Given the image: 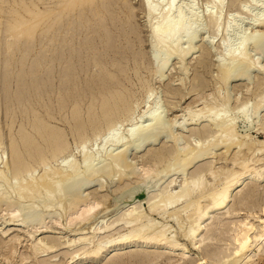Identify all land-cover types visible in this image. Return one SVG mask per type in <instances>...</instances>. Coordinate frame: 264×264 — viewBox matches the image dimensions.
Segmentation results:
<instances>
[{"label": "rangeland", "instance_id": "rangeland-1", "mask_svg": "<svg viewBox=\"0 0 264 264\" xmlns=\"http://www.w3.org/2000/svg\"><path fill=\"white\" fill-rule=\"evenodd\" d=\"M26 1L23 0L22 3L25 4ZM28 1H32V3L29 5H33L34 2V5H37L34 6L36 7L35 9H37V11L40 10L41 12L44 11V9H53V7L56 6L57 2V5L60 4V0ZM118 1L123 6L127 5V9L126 7L124 8V10L119 9L120 4L116 3L115 0H94V2H91L89 4V6L87 4V6L85 5V7H80L79 12L78 10L72 12L73 14L69 15L72 16L70 19V28L71 26H73L70 30H68L69 39L66 42L62 39L60 42L61 44H58L59 46L55 44V41H52L50 39V35L53 40L54 38H57V34L59 33L58 29L55 32H52L55 29H48L50 32L46 30L47 32L45 31V33L43 30L42 34L41 30H38L39 32L36 31L34 33L32 37L33 40L29 39L30 41H28L25 39L26 42H23L24 38H20L21 40L19 39L16 42L17 46H13L12 49H10V54L9 51L6 53L5 49L2 47H4L3 44H5V42H7L8 40V42H12V39H7L9 38L6 34L7 32L4 33L3 31L7 28L5 27L7 26L5 25V23L9 20V16L7 17V15L12 12L15 4H11V0H9V2L8 0H3V2L2 0L0 1L2 5H6L2 6L4 7V10H6V7L8 5L7 3H9L10 5H8V8L6 10L7 14L4 10H0V18H2V21L0 19V24L5 20V23L3 22V25H0V53L3 52L2 54H4L5 52L6 55H10H8L6 58L3 57L2 61V58H0V64H3V67H1L0 65V170H3L4 172L6 171L7 166L5 165V167L4 164H6L7 159L10 160V145H12V142L20 139L19 137L23 135L20 134V132L23 133V130L24 132L27 131V134H30L32 136V134L34 133V130L32 129L34 128L33 122L34 124H36L40 119L42 121V123L41 121L39 122L41 123V126L46 123L48 126L46 124L44 126L50 128L52 127L51 129L54 130L57 129V131L63 133V136L65 134L64 138L66 139L68 150L67 152L54 158L56 160L49 159L46 163L47 166H39L38 164L36 166L33 165L32 169L34 170L29 172V174L27 175V177L31 178H28V180H34L35 182H37L41 176H44V174L48 175V177L47 175L44 176L45 179H50L52 178L53 170L55 171V169L58 170L59 168L64 167V165H66L64 164L66 163L65 161L68 160L70 162V160L74 159L72 163L75 164V162L77 161L75 165L78 166H75L76 173L78 175H74L73 178L68 179L70 184H72L73 186L72 189H67V187L65 190L63 189L64 191L61 189L60 191L62 192V194L60 191L54 188V190L51 189L52 191L49 190L50 192L42 191L39 197L36 196V199L34 198V200H31L29 198L31 195H21L23 191L21 192V190H18L20 188H17L19 186V180L11 175L12 173L10 170L6 171V182L4 183V180H0V195H5L4 198L7 199L0 200V264H210L209 262L210 260H213L214 255L218 254L216 255L217 257H214L215 260V258H218L220 254L226 255L230 250H232L233 246L231 244V238L233 232H231V230L233 226L235 227V225H238V222L240 223L243 221L256 224V222H254V215L260 214V209L264 207V176L258 178L257 176L253 175V177L251 178L248 177L249 179L246 178L241 184L242 186L240 185V187H237L232 191V195L230 197L231 199L229 200V204L227 205V207L224 210H215L216 212H213L210 219H208L205 224H203V228L199 238H204V241L203 243H201V248L199 249L193 248L191 242L188 241V238H185L182 235L183 232L181 231H183L184 228H187L185 227L188 224V221H186L187 219L177 220L170 217L169 213H166L167 215L165 214V212H170L171 210L173 211L175 208H179L181 205H178V203H174L167 207V211H162V209H157L159 211H151L149 207V205L152 204L153 201L157 202V200H159L157 196H159V194L163 192V188L169 192L172 191L174 193L175 191H179V189H181V186H183L185 182L190 184L189 182L193 178L197 177H192L190 176L191 174L195 175L193 173L197 169H199V167L201 168L210 163L212 164V168L214 170H217L218 177H216V175L214 180L213 177H209V175L206 174L202 179L204 185H206V188H209L210 186L223 183V179L221 178L225 176H222V174L226 175L224 171H226L228 167L232 166L230 159L235 154V152H238L240 149H237L238 146H234V144L231 143L232 141L224 142V144L228 143L225 146L231 144V149L230 147L225 146L223 148V145L221 144L222 142L220 141L216 142L217 144H219L220 142L217 147H214L212 145L215 143V141H217L220 133L223 136V132H220L222 128L219 129L220 126L211 127L213 133H211L212 135L210 134V137L207 136V134L191 135V132L194 131L192 129H201L208 125V120L212 119V116L215 115L214 113L221 112L222 119H234L233 121L236 125L235 132L240 135L247 134V138H251V143L249 141V143L251 144V151L248 150L247 152V150L242 149L239 151V157L242 158V156H244L248 158L249 162L251 163L249 164L251 166L256 165L257 168H264V127L262 129L259 128V126L263 125L264 123V107L262 106L263 108L259 109L258 114L256 113L257 116L255 115L252 107L253 102L255 103V101H259L263 96L262 95L260 97V95L264 91V49H261L259 45H252L251 43H249L245 49L246 56L248 55L249 61H245V65H240L237 69L230 73V78L227 84L221 82V72L219 71L221 70L219 60H221L222 55V47H220L222 42L226 41L228 45H234L243 35L247 34L251 36V34L255 35V33L256 35H262L264 33L262 32L264 28L258 27L253 23L254 18L258 17V15L260 16L264 12V0H224L222 9H219L214 3L210 2L209 0H178L177 6L179 5L178 7L181 8L185 7L184 9H188L189 6L192 7L194 5L193 7L195 11L198 12V15L201 16L200 24L202 29L197 36L196 47L194 51L191 54H188L189 56L187 55L184 61L181 62H179V59L176 55H173V57L171 56L167 65L168 67L164 69L163 74L156 73V65L151 64L148 60L150 58V54L152 53L149 40L150 22H154L155 19L150 18V16L145 13L142 0ZM19 4L20 7L23 5L21 3H17L16 5L18 6ZM189 4H191L192 6ZM186 5H188V8ZM9 7L12 9H9ZM20 7L18 6V8ZM56 7L54 8V11L57 10ZM2 11L5 12V16L3 17H1ZM209 11H212L213 15L215 14L214 16L218 17L216 24H212L209 22ZM93 13L95 16L93 15ZM11 18L12 16L10 17V19ZM78 20L79 22L77 23ZM72 22H74L75 24ZM227 26L229 31H226ZM1 31L3 33H1ZM45 34L49 35L48 38ZM132 40H135L136 50L144 54L147 59L143 63L144 65L146 64V68H142L139 70L142 78H144L147 83L144 87L140 85V80H138L136 76L133 61L124 59L120 54V48L118 47L122 43L132 42ZM207 41H211L208 48L204 45L207 43ZM45 43L46 45H44ZM51 43L56 47V50L54 52L50 50L51 48H53ZM19 44H21L22 46H19ZM41 45L45 48H42ZM182 45V47H185V45L187 44L184 43ZM116 47H118L119 50L118 48L116 49ZM204 47H206L210 51L209 54H202L205 51V49H203ZM28 49L30 57L31 55L32 57L27 59L23 57V60L22 58H20L22 65H18V63L20 64V62H17L18 60H20L19 53L22 52V50H24L23 53H28L26 52V50L28 51ZM17 50H19L18 53ZM12 54H16L17 57L14 58ZM201 55L205 57H203V59L207 62V64L204 62L205 66H202L201 63H199L202 59ZM42 56L44 59L42 58ZM54 56L56 57L54 58ZM119 57H121V59ZM4 58H8L9 61L8 59L4 60ZM15 59L17 60L15 61ZM105 61H108L110 64L112 70L109 71V75H111L112 77L113 72L114 79L118 78L117 76H119L120 78L123 77L122 75H124L125 73H127L130 78L132 77V79L129 81L132 82V85L128 84V86H131V90L135 95L131 104L132 112H134L133 120L122 121L119 124V134L125 136L127 128H129L132 124H137L139 120H141V115L145 113L149 108L154 106L153 103L155 102H153V99L158 102V111H162L160 115L162 114L161 117L163 120H165V128L163 129L164 131L161 130L160 132H156L157 135L153 136V138H149V140L140 139L141 141L139 140L135 143H126L127 145L121 144L122 147H117V150L120 149L118 150V152L124 153L125 156H127L125 160H123V162L121 161L118 164L119 169L121 168L120 170L122 172L119 169L118 171H120L122 174H118V171L116 170L118 166H116V169L114 168V172L112 171L113 169H102L100 172L95 173L93 177L92 171H85L87 169L83 166L82 163L83 154L98 153L102 146V139L99 138L96 141L93 140L92 136H90V139L86 143H83L82 146L81 142L77 143V141L74 139V136L70 129L71 122L69 123V121H73V119H76L78 117L77 113L82 118V115L86 113L85 107L87 106V110L90 105V99L100 95V93H102V91L106 89V85L111 80H114L112 78H107V76L104 74ZM2 62H6L5 64L8 63V67H6L7 65ZM248 63L250 65H248ZM20 66L21 69L22 66H24V70H19ZM3 68L5 69L4 72ZM3 73L4 75L2 76ZM194 74H200V76H203L202 85H197L196 87V84L193 83L195 76ZM103 76H106L105 78L109 79L110 81H107ZM259 80L262 82H260ZM260 83L263 84L261 85ZM257 84L260 86V89H257L259 88L257 87ZM172 88L175 90L179 88L177 90L179 94L177 93L175 95L171 93L170 90H172ZM173 95H175V97ZM257 95L260 98H257ZM225 97L228 98L225 99ZM225 101H227V105L224 108L223 104ZM205 103H210L213 108H211L210 104L207 105L208 107H204L206 105ZM244 104L246 107L249 106L246 108V115L241 114L242 107H245ZM72 106H76V108H73ZM77 107L80 108L81 112L79 109H77ZM203 107L204 109H210L207 111L205 109L204 111ZM71 108H73L72 111ZM220 108L222 110H219ZM196 109L201 111L198 112V110ZM74 110L76 111V113L74 112ZM190 114L192 117L190 116ZM32 115L34 116L32 117ZM194 115L198 117V121L196 122L198 124H194L193 121V124H191V118L195 117ZM35 116L39 118H36ZM80 117H78L77 120L80 119ZM34 118H36V122ZM30 120H32V122ZM181 122L182 124L180 125ZM186 122L189 123L187 124ZM29 123L31 124L30 129ZM39 123H37V125H40ZM202 124L205 125L203 126ZM166 127H168V129ZM181 127L184 128L182 129ZM31 129L32 131H29ZM170 129H172V131H170ZM27 134L25 132L24 136L30 137V135ZM222 136H220L221 139ZM220 137L218 140H220ZM154 140L156 141L154 142ZM210 140L211 142H213L212 144H210L211 146L209 145V143H211ZM203 141H208L209 143H204ZM147 143L155 144L151 145L152 148H149V146H146ZM202 143L206 144V147L208 146L207 148L210 149L208 152L209 155L207 154L208 156L205 155L200 159L197 158L198 160L195 159L192 161L194 165L191 163L192 165H190V167L187 166V168L182 169V166L180 165H182L181 163L183 161L179 159L182 158L181 154H183L184 157L186 153H181L180 155H178V161L177 159L176 161H174L175 163L171 161L166 166L167 170H163L156 176H159V178H152L150 181L153 182L150 185H148L149 181L144 182V172L146 167H148L149 165H145L146 163L144 162V159L147 156V152L152 149H158L161 147L169 148L174 144H176V146H178L179 148L184 146L186 147L187 145V148L191 147L192 149V147L201 146ZM79 145H81L82 147ZM235 145H237L236 142ZM144 148L146 149L143 150ZM227 148H229L228 152L230 151L228 154L226 153ZM105 149L108 151H112L111 149H113L115 153L117 152V150H114L116 149L115 147L110 148V146H106ZM223 151H225L226 154H223ZM255 152L257 154H254ZM192 154L194 155V153ZM192 154L189 155V157L191 156L190 158H192ZM216 154L219 155V157L216 156ZM220 155L226 156L222 158ZM99 156L100 160L102 158L101 161L106 160L105 163L111 164V157L108 155V153H102V155L101 153H98V157ZM187 156L188 155H186L184 159L187 158ZM227 157L229 158V160H227ZM64 158H66L67 160ZM107 158L109 160H107ZM172 163L174 164V166ZM96 164L97 161L96 163L94 162L93 166H95ZM175 164H178L179 167H176ZM226 165L227 168L225 169ZM235 169L238 170V168ZM110 171L112 172L110 173ZM132 173L134 175H132ZM123 174L124 176H122ZM123 177H126V179H123ZM190 177H192V179ZM202 180L198 182L200 183ZM141 181L144 182H142L143 185L140 184ZM82 182H84V184H88V187L86 186L84 188H80V186H82ZM104 182L106 187L101 188L100 184ZM124 183H128V185L126 184L125 186ZM146 186L149 187L147 189V195L141 198H136L137 192L142 189L144 190ZM74 190H76L75 193H73ZM18 191L21 192L20 195ZM59 192L60 194L57 195V193ZM77 193L79 195H82L83 197L86 196L87 198H85L87 199V201L89 199V202H93L94 198H99L102 195L108 197V201L107 203H104V205L96 208L97 210H95V214L92 215L90 219L81 221L79 219L73 218L76 215H71L70 217L69 214L71 213V211L67 210L69 208H65L66 205L69 206L72 198ZM247 193L251 194L249 195ZM122 198H124L125 200H133L128 202L125 200H121ZM206 203H208V201H206ZM82 208L83 207H81V209ZM75 210L78 211V209L76 208L73 211ZM160 211H162L164 214ZM129 212H132L133 214L134 212L136 214L141 212L143 215H146L147 219L145 218L146 216H144V219H142L141 222H153V227L155 225L158 228H165L167 231V237L170 234L171 236H173V234L175 233V240L182 245H186L188 252L183 254L182 250L178 248L171 249L170 247L168 248L163 244L142 246L139 245L140 247H138L137 249H131L132 243L117 244L113 248H108L107 251L94 252L97 243L103 240V238H105L106 236L109 235L116 238L121 234H126L132 227H134V222V224L132 222L126 224L122 220H120L121 218H123V215L128 214ZM14 213H17L19 215V220H12ZM125 218L129 217L125 216ZM118 220H120V222H118ZM176 220L180 222L178 223ZM110 224L111 226H113L108 230V232L106 231L99 233L98 230ZM86 227L91 228L90 230L92 232L90 230L87 231L88 228ZM153 227L151 228L152 230L156 229V227L154 229ZM42 228H46L47 232H36V230H43ZM32 232L36 233V235L34 238L28 241V235L32 234ZM82 236H87L90 238L92 236L94 237L89 240L90 243L89 241H77L78 238ZM16 237L20 238L21 243L18 244L16 243V240H13L16 239ZM42 237H52L58 239L59 241H57L58 243L60 242V245L55 250H53V252L40 254L36 259L29 258V260L25 263H21V255L24 257L30 254V242L35 238ZM71 241L76 242L67 244ZM14 243L17 250L15 255L10 254L8 247H6L10 244L14 245ZM120 248H123L124 250L120 251ZM89 249L93 250L89 257H85L80 261L78 260L79 262L76 261V263H69L74 255ZM116 249H118L119 251ZM215 252L217 253L215 254ZM4 257H8L7 259H10V263H6ZM256 262L257 264H264V257L259 261L257 260Z\"/></svg>", "mask_w": 264, "mask_h": 264}, {"label": "bare ground", "instance_id": "bare-ground-1", "mask_svg": "<svg viewBox=\"0 0 264 264\" xmlns=\"http://www.w3.org/2000/svg\"><path fill=\"white\" fill-rule=\"evenodd\" d=\"M11 1L12 2H10V3L13 4V5L15 4V6H14V9L12 10V12H11L12 14L9 13L7 15V17L9 16V18H8L9 20L6 22L7 24L4 22L5 20L3 21L5 23V25H7V26H5V27H7L6 28L7 31L5 29L3 32L4 33L7 32L6 34L9 37L7 39H12V42H8L9 40L8 41L6 40L7 42H5V44L2 43L4 45V47H2V48L5 49L6 53L9 51V54H10V49H12L13 46H17L16 42L20 38H22V39L24 38L23 42H26V40L30 41L29 39L33 40L32 37H33L34 33L36 31H38V30H41V34H42L43 30H44V33H45L46 30L49 31L48 29H55L52 32H55L58 29L59 33L57 34V38H54V40H53L51 38V35H50V39L52 41H55L56 45L61 44L60 42H61L62 39L66 42L69 39L68 30H70L73 27V26H71V28H70V23H71L70 19H71L72 16H69V15L73 14L72 12H74L75 10H78V12H79L80 11L79 10L80 7H82V6L85 7V5L87 6V4L89 6V4L91 2H94V0H60V4L59 5H57L58 2L56 3V6H57V7L55 6L57 8V10H55L56 12L54 11L55 7H53V9H49V8L48 9H44V11L41 12L40 10L37 11V9H35L36 7H34V6H37V5H34L35 4L34 2H33V5H29V4L32 3V1L29 2L28 0L27 1L24 0V1H26L25 4L22 3L23 0H11ZM177 1L178 0H145V1L142 0L143 9H144L145 13H147V15L150 16V18L155 19L154 22H152V23L150 22V39L149 40H150V49H151L152 53L150 54V58L148 60H149V62L151 64L156 65L157 68H156L155 72L158 73V74H163L164 73L163 71H164V69H166L168 67L167 65H168V62H169L171 56L173 57V55H176L177 58L179 59V62H181V61H184L185 57L188 54H191L194 51V49L196 47L197 36L200 33V30L202 29L201 28V24H200L201 23L200 22L201 21V18H200L201 16L198 15V12L195 11V9L193 7L194 5L192 6L191 4H189L193 8L190 7V6L188 8V5H186L188 9H184L185 7L181 8V7H178L179 5L177 6ZM209 1L214 3L219 9H222L224 0H209ZM2 2H3V0H2ZM8 2H9V0H8ZM27 2H29V3H27ZM115 2L120 4L119 9L124 10L125 7L127 9V5L123 6L121 3H119L118 0H115ZM17 3H21L23 5L20 7V4H19L18 6L20 8H18V6L16 5ZM96 3H98V2H96ZM7 4L9 5V3H7ZM8 5L6 7V10L8 8ZM2 6H6V5H2V3L0 2V10H4V7H2ZM11 7H13V6H11ZM92 7H90V8H92ZM9 9H12V8L9 7ZM6 10H4V11L7 14ZM129 11H130V8H129ZM5 12L2 11L1 17L5 16V14H4ZM93 15H94V13H93ZM214 15H213L212 11H209L208 19H209V22L212 23V24H216L217 18H218V17H216ZM11 16H12V18L10 19ZM78 17H79V15H78ZM0 19L2 21V18H0ZM76 19H78V18H76ZM72 21H73V19H72ZM78 22H79V20L77 21V23ZM72 23H74V22H72ZM85 23H84V25H85ZM253 23L256 26H258V27L264 28V12L260 16L258 15V17H255L254 20H253ZM74 24H71V25H74ZM228 26L226 28V31H229ZM2 29H3V27H2ZM3 32L1 31V33H3ZM262 32H264V30ZM1 36H3V35H1ZM46 36L48 38L49 35H46ZM54 37H55V35H54ZM36 38H38V37H36ZM40 41H41V39H40ZM52 41H50V42H52ZM23 42H22V44H23ZM184 43H186L187 45H185V47H182L183 46L182 44H184ZM207 43L204 44V45L208 48L210 46L211 41L210 42L207 41ZM249 43H251L252 45L253 44L259 45L261 47V49H264V33L262 35H256V33H255V35L251 34V36H249L247 34L243 35V36L240 37L238 42L236 44H234V45H228L226 43V41L222 42V44L220 46V47H222L221 48L222 49L221 60L218 59L220 61V67L221 68L220 67L219 68L221 70H219V71L221 72V75H220L221 78L220 79H221L222 83L227 84V82L229 81V78H230V73L232 71H234L235 69H237L240 65H245V61H249V59H248L249 57H248V55L246 56V52H245V49H246V47L248 46ZM12 44H15V45H12ZM20 45L21 44H19V46ZM44 45H46V43ZM51 45H52V43H51ZM41 47H42V45H41ZM118 47L120 48V52H121L120 54L123 56L124 59H126L128 61H133L134 68H135V73H136V76H137L138 80H140L139 81L140 85L143 86V87L146 86L147 83L144 80V78H142V75L140 74L139 70L142 69V68H146V66H145L146 64L144 65L143 63L147 59L144 56V54H142L141 52L136 50V48H135V40H132V42L122 43ZM118 47H116V49ZM206 47L203 48V49H205V51L202 53L203 55L209 54V52H210ZM0 48H1V46H0ZM42 48H45V47H42ZM119 48H118V50H119ZM15 49H16V47H15ZM49 49H50V47H49ZM50 50L52 52H54L56 50V47L53 46V48H51ZM18 51L19 50H17V53H18ZM23 51L24 50H22V52L19 53L20 54L19 59L22 58V60H23V57H25V59L32 57V55L30 57L29 49H28V51L26 50V52H28V53H23ZM5 52H4V54H2L3 52L0 53V58H2L1 61L3 60V57L6 58L9 55V54L6 55ZM12 55H13L14 58L17 57L16 54H12ZM43 56H42V58H43ZM55 57L56 56H54V58ZM203 57L204 56H202L201 58L203 59ZM5 58H4V60L8 59V58L7 59H5ZM34 58H32V59H34ZM119 58L121 59V57H119ZM202 59L201 60L199 59L200 60L199 63H201L202 66H205V63L207 64V62H206V60L204 61V59L203 60ZM16 60L17 59H15V61ZM8 61H9V59H8ZM219 61H218V63H219ZM250 61H252V60H250ZM6 62H2V63L5 64ZM17 62H20V64L18 63V65H22L21 64V59L18 60ZM249 63H248V65H250ZM2 65H1V67H3ZM5 65H7L6 67H8V63L5 64ZM5 65H4V67H5ZM104 65H105L104 74L107 76V78L114 79L113 72H112V77H111V75H109V71L112 70L109 62L105 61ZM14 66H15V64H14ZM23 67L24 66H22V69H21V66H20L19 70H24ZM13 69H15V68H13ZM106 69H107V71H106ZM260 69H261V66H260ZM10 70H12V69H10ZM4 71H5V69L3 68V72ZM1 72H2V68H1ZM3 75H4V73L2 74V76ZM106 76H103V77L105 78ZM122 76L123 77H121V78L119 76H117L118 78L115 77L116 79H114L113 81L112 80L110 81L109 79L105 78L107 81H110V82L106 85V89H104L103 91L101 90L102 93H100L101 91L99 92L100 95H98V96H96L94 98H91L93 100L90 99V105L88 103V105H89L88 109L86 110L87 106L85 107L86 116L84 114V115H82V118H81L79 116V114L77 113V116L80 117V119L77 120V118H78L77 117L76 119L72 118L73 121H69V123L71 122L70 123L71 132H72V134L74 136V139L77 141V143L81 142V145L83 146V143H86L90 139V136H92L93 140H96V141H97V139L101 138L102 139V141H101L102 142V146H101V149L98 151V153L99 154L101 153V155H102V153L103 154L104 153H108V155L111 157V162H110L111 164H109V163H105L106 162V160H105L106 158L103 159L105 161H101L102 158L100 160V156L98 157V153H95V154H87V153L85 154L84 153L83 154L82 163H83V166L87 169L85 171H92L93 177H94L95 173L100 172L102 169H108V170L113 169L112 171L114 172V168L116 169V166H118V168L116 169L118 171L119 162H121V161L123 162V160H125V158L127 156H125L124 153L118 152V150H120V149L117 150V147H119V146L122 147V145H125L126 143L127 144L128 143H133V142L135 143L136 141H139L140 139H143V140L144 139H148L149 140V138H151V137L153 138V136L157 135L156 132H160L161 130H163L165 128V126H164L165 125V123H164L165 120L162 119V117H161L162 114L160 115V113L162 111L161 112L158 111L159 110V107L157 106L158 102H156L155 99H153V102H155V103H153L154 106L149 108L145 113H143L141 115V117L139 116L142 121L139 120V122L137 124L130 125V127L127 128L125 136L119 134L120 133L119 132V124L122 121H124V120H130V121L133 120V113L134 112H132V105L131 104H132V100H133V98L135 96L134 92H132V90H131L132 89L131 86H128V84L132 85V82H129L132 79V77L130 78V76L127 75V73H125ZM159 77H160V75H159ZM202 77L203 76H200V74H198V75L196 74L194 76V82L193 83L196 84V87H197V85H202L203 84ZM249 80H250V78H249ZM260 82H262V81H260ZM198 87H200V86H198ZM257 87H259L257 89H260V86L258 84H257ZM178 89L175 90V89L172 88V90H170V92L176 95L178 93L177 92ZM194 91H195V89H194ZM263 92L260 95V97L263 95L261 98L257 95V98L259 97L260 100L258 99L259 101H255V103L253 102V106L252 107H253L255 115H256V113L258 114L260 108L264 107V94H263ZM175 95H173V96L175 97ZM254 95H255V93H254ZM227 98L225 97V99H227ZM226 103H227V101H225L224 104L222 103L224 108L227 105ZM248 103H250V102H248ZM74 104H77V103H74ZM205 104L206 105L204 107H206L210 103L209 104L205 103ZM244 106H245V104H244ZM204 107H203V109H204ZM247 107H249V106H247ZM247 107L246 106L242 107L241 114L244 115L246 113V111H247L246 108ZM73 108H76V106L73 107ZM73 108H71V111L73 110ZM173 108H174V106H173ZM211 108H213L212 105H211ZM77 109L80 110V108H78V107H77ZM205 109H204V111H205ZM209 109H206V111L209 110ZM196 110H198V109H196ZM219 110H222V109L220 108ZM200 111L198 110V112H200ZM74 112L76 113L75 110H74ZM80 112H81V110H80ZM214 114L215 115L212 116V119L211 120L209 119L210 121L208 120V125H206L205 127L201 128V129L199 127H198L199 129H197V128L196 129H192L191 128L192 130H194L192 132L190 131L191 135L192 134L193 135L194 134L195 135L196 134L197 135L198 134H201V135L202 134L203 135L207 134V136L210 137V134L213 133V130H212L211 127L220 126L219 129L220 128L223 129V130L221 129V131H220V132H223V136L220 133V136H222V139L219 136L220 140H218L219 137L217 136L218 137L217 141H215L214 144H212L213 142H211V140H210L211 143H209L208 141H205V142H208L209 145L212 144L214 147H217L220 144V142H222L221 144L223 145V148H224V146L226 144H228V143L224 144V142L232 141L231 143L234 144V146H238L237 149H240V150L245 149L248 152V150L251 149V144H250L251 143V138H247V134L240 135V134H237L235 132V130H236L235 126L236 125H235V122L233 121L234 119H232V120L231 119H224V118L222 119L221 118V112L220 113L217 112V113H214ZM195 115H197V114H195ZM33 116L34 115H32V117ZM190 116H191V114H190ZM36 118H39V117H36ZM36 118H34L35 122H36ZM32 120H33V118H32ZM32 120H30V121L32 122ZM40 121H41V119L39 121H37V123H39ZM192 121L194 122V124H198V123H196L198 121V117L195 116V117L191 118V124H193ZM133 122H135V121H133ZM37 123L34 124V122H33L34 128H32V129L34 130L33 131L34 133L32 134V136L30 134H27V131H25V132H26L27 135H30V137L24 136L25 132L22 129L23 133L20 132V134H23V135L21 137H19L20 139L19 140L17 139V140H15L13 142L11 141L12 145H10L11 146V149H10V160L7 159L6 164H4V166L5 165L7 166V167L5 166L6 167V171L10 170L11 173H12L11 175H13V177H15V178H17L19 180L18 181V183H19L18 185L19 186L17 188H20V189H18L19 191L20 190H21V192L23 191L21 195L22 196H24V195L26 196V194H28L29 196L31 195L29 197L31 200H34V198L36 196L39 197V195H40V193L42 191L48 192L51 189L52 190L56 189V190L60 191L61 189L65 190L66 187H67V189H72L73 186H72V184H70L68 179L69 178L70 179L73 178L74 175H78L76 173V167H78V166L75 165L77 161L75 162V164H73L72 163V161L74 160L73 159V160H70V162H69V160L65 161L66 163L62 162L64 164H66V165L63 164L64 167H61L58 170L55 169V171L53 170L52 178H50V176H49L50 179H45L44 176L47 175V174L43 173L44 176H41V177L39 176L40 177V179L38 180L39 182L38 181L35 182L34 180H28V178H30V177H27V175L29 174V172L34 170V169H32L33 165H35V166L37 164L39 166L40 165H46V163H47V161L49 159L53 160L54 158L60 156L61 154L67 152V150H68V146L66 144V139L64 138L65 134L63 136V133L62 132L60 133V131H57V129L54 130V129H51L52 127L50 128V127L44 126L46 123H44V125L41 126L42 121H41V123H39L40 125H37ZM181 124H182V122L180 123V125ZM259 125H260V123H259ZM30 127H31V124L29 126V129H30ZM263 127H264V123H263V125L259 126L260 129H262ZM166 128L168 129V127H166ZM32 129L29 130V131H32ZM170 131H172V129H170ZM157 137H159V136H157ZM200 137H202V136H200ZM204 138H205V136H204ZM13 140H14V138H13ZM145 141H147V140H145ZM155 141L156 140H154V142ZM213 141H214V139H213ZM218 141H220L219 144L216 143ZM234 141L236 142L237 145H235ZM249 141H250V143H249ZM148 143L146 144V146L147 147L149 146V148L150 147L152 148L151 145L155 144V143L154 144L153 143L152 144L151 143L148 144ZM81 145H79V146H81ZM189 145H188V147H189ZM199 145H201V144H199ZM230 145L231 144H229V145H227L225 147H230ZM106 146L107 147L110 146V148L111 147H115L116 149H114V150H117V152L115 153V151H113V149H111L112 151L106 150L105 149ZM207 147H206V144L202 143L201 146H198V147L195 146V147H192V149H191V147H189L190 149L187 148V145H186V147L184 146V147L179 148L178 146H176V144L172 145L169 148L168 147H161V148L152 149V150L148 149L150 151L147 152V156L144 159V162L146 163L145 165H147V164H149V165H148V167H146V169L144 168L145 169V172H144L145 180H144V182H147V181L151 180L152 178H154V179L159 178V176L158 177H156V176L158 174H160V172L165 170L166 166L171 161L173 163H175L174 161H176V159L178 158V155H180L181 153H186L185 156L188 155L187 156L188 159L187 158L184 159L185 156L183 157V154H181L183 160H182V158H180L179 160L183 161L181 163L182 165H180V166H182V169L187 168V166L190 167V165H192V164L194 165V163H192L193 160H195L197 158L200 159V158H202L203 156H205L207 154L209 155L208 152H209L210 149H208ZM146 148H144L143 150H145ZM231 148L232 147H230V149ZM104 149H105V151H104ZM228 149L229 148H227V151H226L227 154L230 152V151L228 152ZM235 151H237V150H235ZM239 151L235 152V154L230 159L232 166L228 167V169H226L227 168V165H226V167H225L226 171L223 170L226 173V175L222 174L223 172L221 173L222 176L223 175L225 176V177L221 178V179H223V183L220 182L221 184L210 186L209 188H206V185H204L202 179H203V177L206 174L209 175V177L210 176L213 177L214 180H215V176L218 174L217 170H214L212 168V166H211L212 164L210 163V164L205 165V166H203L201 168L199 167V169H197L195 172L193 171L194 172L193 174H195V175L191 174L190 176H192V177L193 176H197V177L193 178V179H192V177H190L192 179V180L190 179L191 180L189 182L190 184H188V183H186L184 181L185 183H184V185L181 184L183 186H181V189H179V191H177V192L175 191V193H174L172 191L169 192V191H167L166 189L163 188V190H162L163 192H161L162 194L160 193L159 196L156 195L159 198V200H157V202L153 201V203L151 202L152 204H150L151 206L149 205L151 211L152 210L159 211L157 209H162V211H167V207L172 205V204H174V203H178V205H181L179 208H175L173 211L171 210L172 212L171 211L170 212H168V211L165 212V214L169 213L170 217L175 218L177 220L187 219L186 221H188L189 225L187 224V226H185L187 228L186 229L184 228V230L182 228L183 231H181V232H183L182 233L183 237H185V238L187 237L188 238V241L191 242L193 248H198V249L201 248V243H203L204 238H202V237L199 238V236L201 234V231H202V228H203V224H205V222L208 219H210L211 214L213 212H216L217 210H224L227 207V205L229 204V200L231 199L230 197L232 195V191L235 190V188L240 187V185L243 183V181L246 178H248V177L251 178V177H253V175H255L258 178H260V177L264 176V168H261V167L257 168L256 165L255 166H251L250 165L251 163L249 162L248 158H246L244 156H242V158L239 157V155H240ZM87 152H89V151H87ZM223 152H224L223 154H226L225 151H223ZM256 152H258V151H256ZM256 152L254 154H257ZM192 153H194V155ZM212 153H213V151H212ZM127 154H128V152H127ZM191 154H192V158H190L191 156L189 157V155H191ZM216 156L219 157V155H217V154H216ZM220 156L223 158L226 155H223V156L220 155ZM64 159H66V158H64ZM54 160H56V159H54ZM107 160H109V159L107 158ZM215 160H217V159H215ZM227 160H229V158ZM96 161H97L98 165L96 164L95 166H93L94 162L96 163ZM177 161H178V159H177ZM173 166H174V164H173ZM177 166L179 167L178 164L176 165V167ZM43 167H45V166H43ZM84 167H83V169H84ZM45 168H47V167H45ZM235 168H238V170H236ZM6 171L4 172L3 170H0V180H2V181L4 180V183L6 182L5 180L7 178ZM77 171H79V170H77ZM106 171H105V173H106ZM112 171H110V173ZM120 171H118V174L119 173L122 174L121 173L122 171L121 172ZM41 174H39V175H41ZM175 174H176V172H175ZM132 175H134V174L132 173ZM113 176H115V175H113ZM122 176H124V174ZM47 177H48V175H47ZM89 177H91V176H89ZM93 177H91V178H93ZM216 177H218V175ZM112 178H114V177H112ZM124 178L126 179V177H123V179ZM187 178H188V176H187ZM188 180H189V178H188ZM200 180H202V181L199 183L198 181H200ZM0 184H1V182H0ZM126 184L128 185V183H126ZM126 184H125V186H126ZM140 184H142V183H140ZM81 185L82 186H80V188L81 187L84 188L88 184H84V182H82ZM11 186H13V185H11ZM100 187L101 188L102 187L105 188L106 187L105 182L101 183ZM117 187H118V185H117ZM0 190H1V187H0ZM75 191L76 190H74L73 193H75ZM21 192H19V195H20ZM60 192L57 193V195H59ZM251 193H252V191H251ZM251 193H247V194L250 195ZM61 194H62V192H61ZM57 195H56V197H57ZM4 196L5 195H3V194L0 195V200L6 199V198H4ZM85 197H83L82 195H79L77 193L72 198V201L70 202V204L68 203L69 206L66 205L65 208H69L67 210L71 211V213L69 214L70 217H71V215H76L75 217H73V216L72 217L75 218V219H79L81 221L82 220L86 221L85 219H90L92 217V215L95 214L94 212H95V210H97L96 208H98L99 206L104 205V203H107V201H108V197H106L105 195H102L99 198H94L93 202H91V201L89 202V199L87 201V199H86L87 197L86 198ZM246 197H247V195H246ZM69 200H71V199H69ZM206 201H208V203H206ZM81 207H83V208L81 209ZM75 208L78 209V211H76V210L73 211ZM162 211H160V212H162ZM227 212H229V211H227ZM148 214H149V212H148ZM18 216L19 215L17 213L16 214L14 213V215L12 217L13 218L12 220H17ZM125 216H128L129 218H125ZM144 216H146V215H143L141 212L137 213V214L135 212H134V214L132 212H129L128 214L123 215V218H121L120 220H122L126 224L130 223V222H132V223L134 222L135 223L134 227H132L129 230V232H127L126 234H124V235L121 234L120 236H118L116 238L112 237V236H109V235L106 236L105 238H103V240H101V241H99L97 243V245H96V247L94 249V252H104V251H107L108 248H113V247H115V245L122 244V243H124V244L132 243L131 249H137L138 247H140L139 245L142 246V245H154V244H156V245L160 244L161 245V244H163L164 246L166 245L168 248L170 247L171 249H177L178 248V249L182 250L183 254L188 252V249H187L186 245H182V244L178 243V241L175 240V236H176V235H174L175 233L173 234V236H171V234L170 235L167 234L168 235V237H167L166 236V232L167 231H166L165 228H164L165 229V231H164L163 228H160V227L158 228L155 225L153 227L152 226L153 222L147 223L148 222L147 220H146L147 222L145 221L146 223H144V221L142 223L141 221H142V219H144ZM145 218L147 219V216ZM120 220H118V222H120ZM254 222H256V224L243 221V222H240V223L238 222V225H235V227L233 226L234 229L232 228V230H231V232H233L232 238H231V240H232L231 244L233 246L232 250H230L228 252V254H226V255L220 254L221 256L219 255L218 258H215V260H214V257H217L216 255H218V254H216L217 252H215L216 255H214L213 260L209 259L210 260L209 263L210 264H257L256 261L257 260L259 261V260H261L264 257V207H262L260 209V214L254 215ZM116 224H117V222H116ZM112 226H111V224L110 225H106V226H104V228L102 227L98 231H99V233L106 232V231L108 232V230L110 228H112ZM88 227H86V228H88ZM91 227H92V225H91ZM152 227H153V229L156 227V229L152 230L151 229ZM182 227H183V225H182ZM42 229L43 230L40 229L41 231H37L36 230V232H39V233L42 232V231H46L47 232L46 228L45 229L42 228ZM90 229L91 228H88L87 231H89ZM30 233H31V231H30ZM35 235H36V233H34V232H32V234H29L28 235V237H29L28 241L31 240L32 238H34ZM93 237L94 236H92L91 238L87 237V236H82V237L78 238L77 241L86 242V241L91 240ZM13 240H16V243H18V244L21 243V240H20L19 237H16V239H13ZM57 240L58 239H55V238H52V237L35 238L33 241L30 242V251H29L30 254L28 256H24V257L21 255L20 262L21 263H25L26 261L29 260V258L36 259L38 257V255H40V254H44V253H47V252H53V250H55L60 245L59 244L60 242L58 243L59 240L58 241ZM74 242H76V241H71L70 243H67V244H71V243H74ZM89 243H90V241H89ZM6 247H8V249L10 251V254H13V255L16 254L17 250H16L15 243H14V245L10 244V245H8ZM116 250H118V249H116ZM119 250L122 251L124 249L120 248ZM92 251L93 250L89 249V250H85V251H82L80 253H77L76 255H74V257L71 258L69 263H76V261H78V260L80 261L81 259H83L85 257H89V255L92 253ZM218 252H221V251H218ZM10 257H11V255H10ZM7 258L8 257H4V260L6 261V263H10V261H9L10 259L8 260ZM209 258H212V257H209Z\"/></svg>", "mask_w": 264, "mask_h": 264}, {"label": "water", "instance_id": "water-1", "mask_svg": "<svg viewBox=\"0 0 264 264\" xmlns=\"http://www.w3.org/2000/svg\"><path fill=\"white\" fill-rule=\"evenodd\" d=\"M147 180H148V179H147ZM142 182H143V181H141L140 183H142ZM147 182H148V181H147ZM152 182H153V181H150V180H149L148 185H150ZM148 188H149V187L146 186L144 190H143V189L140 190V191L136 194V195H137L136 198H137V197L141 198V197L146 196V195H147V189H148ZM121 200H125V199L122 198ZM132 200H133V199H128V200H125V201H128V202H129V201H132Z\"/></svg>", "mask_w": 264, "mask_h": 264}]
</instances>
